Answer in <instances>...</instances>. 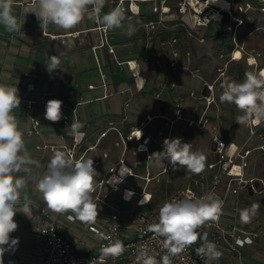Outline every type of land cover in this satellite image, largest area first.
<instances>
[{"label": "built area", "instance_id": "built-area-1", "mask_svg": "<svg viewBox=\"0 0 264 264\" xmlns=\"http://www.w3.org/2000/svg\"><path fill=\"white\" fill-rule=\"evenodd\" d=\"M124 0H120V4L116 7H120L122 11H126V7L122 4ZM156 0H134L132 3L137 4V11L133 9L132 3H130V10L132 18L134 15H143L140 2H151ZM159 3L152 7L151 16L145 21L146 26L157 29L159 25L162 27L158 30L161 33V44L166 48H173L178 42L179 37L177 32L167 31L169 28V19H175L176 27L178 29L182 28L187 35L195 36L200 42L206 40L205 35L212 23L219 25L224 31L230 34L235 46L238 47L237 42V32L239 28L246 23L247 15L250 12H261L264 13V0H224L227 1L226 7L208 3L209 0H157ZM114 7V8H116ZM219 14V15H217ZM170 15V16H169ZM101 31L99 40L92 44V49L95 51L100 47H107L112 55V59L118 64H126L129 67L133 81L136 87L140 90L145 84V80L140 87L138 84L137 74L132 68L131 62L135 59H127L124 62H120L115 53V48L113 44L109 42V37L107 35V30L102 26H98ZM57 36V35H56ZM72 37L74 35H71ZM70 36V37H71ZM78 34L75 35L77 37ZM54 36L52 37V39ZM82 47H85L86 43H81ZM89 44V43H88ZM65 42L62 44L55 45V49L59 52L65 50ZM237 49L231 52V59L234 58ZM241 56L245 57L249 62V58L252 55L246 56L244 50ZM241 57V58H242ZM256 60L257 57L253 56ZM137 62V61H136ZM179 52L173 49L171 52L170 66L172 69H176L180 64ZM99 63V59H98ZM139 72L142 74L140 65L138 64ZM258 65L255 63V66ZM188 68V66H186ZM102 69V68H101ZM261 68L260 70H262ZM259 70V71H260ZM222 72L220 75H223ZM143 75V74H142ZM102 83L105 87V94L102 97H108L113 94L107 88V83L105 80V74L101 72ZM144 77V76H143ZM204 84L208 85L209 94L203 95L201 92L197 94L195 91H191L188 97L199 98L203 103V108H201L200 116L198 118L191 116H184L183 111L179 112L173 122L177 120H184L189 126H198L201 128H206L210 132V152L212 154L211 160L207 162V173H200V177L192 176L188 184L183 187H178L176 191L168 195L167 199H184L188 196L199 197L208 192H214L220 200L223 201L222 214L219 219L215 222H210L205 226L197 229L201 234V237L206 234L208 241L215 242L218 250L222 252L220 258H233L234 255L239 254L240 247L254 244L257 240L264 238L263 229L258 226L249 224L237 223V219L232 222H226L223 217L228 214L233 217H240L244 210L239 207V193L242 191L249 192L251 195L256 193H264V180L258 177H246V169L249 164V157L255 148L264 150V135L259 132V129L264 125L261 122L259 125L247 123L249 127L248 141L254 136L258 135L262 139V143L256 147H250L247 142L243 145H239L234 141L225 140L222 138L218 132L217 125L213 123L208 115V110L211 105L216 102L215 98V86L216 82L205 81ZM173 86L175 83L172 84ZM33 85L30 84L29 89H32ZM90 88H94V84L89 85ZM53 99L50 95L44 97L40 100L41 103H47L48 100ZM35 100L28 101V107H30ZM78 104H82V101H78L75 106L70 108L69 112L62 114V122L64 124H71L73 119L79 121L78 115ZM179 105V104H178ZM180 106L179 111L184 110L185 106ZM197 113L196 111L192 113ZM153 117L149 116L147 120H152ZM198 119V120H197ZM40 121L33 118V127L28 132L32 133L37 131ZM143 128V127H142ZM134 133V131H133ZM133 133L128 137V140H138V146L136 147V152H146L147 153V163L142 175H138L135 168L127 164L124 155L120 158L117 166L110 167L108 169L109 176L107 178L100 179L95 184L96 198L101 202H107L105 199V194H102L101 188L107 186L110 192H118L121 190V199L127 202L135 201L138 206L146 207L152 204L154 200V193L150 190L151 184L155 180L160 182L159 175L168 173L173 166L169 161L165 160L163 166L159 172L155 175L150 169L151 160L148 157L151 155L149 151L150 137L145 135V131L140 138L136 139ZM82 139L77 141L75 139V145L73 148L68 150L69 156L71 158L77 157L78 154L81 155L80 159L84 157V153L81 151L78 153V148L81 145ZM123 142L126 144V139L123 137ZM144 143L146 149L138 151L140 145ZM192 143V142H189ZM38 149H54L55 146L47 144H38L36 146ZM194 150V144L192 143ZM126 150V146H125ZM124 150V152H125ZM163 151V146L159 149ZM105 157H108V153H104ZM100 160L94 162V166H99ZM126 164L128 169L125 174H120L115 183L111 181L112 177L116 173H120L121 167ZM132 177H139L143 180L142 186L139 190L133 187H122V183L129 180ZM256 182L263 184V189L261 191L257 190ZM130 191L131 196L128 198L126 192ZM252 192V193H251ZM144 196L148 198L147 203H141ZM112 204V203H110ZM162 205V204H161ZM160 205V206H161ZM160 206L150 212H135L125 211L117 207L116 205H111L112 211L108 219L96 220L94 224L88 225V232L92 234V237L96 241V248L94 250H81L77 248L74 240L69 238L62 231V222L59 217L50 210L46 204L39 207L37 212L32 214V219L34 220L35 229L33 231L31 239V251L30 254L34 258L33 264H89L93 258L99 256V250L102 245L109 243L104 236H109L113 240H121L125 245V252L115 258L109 257L106 264H135V257L137 250L141 246H147L151 254L156 257L157 260L164 254L165 250L162 249L161 241L162 238H156L154 234L149 231V227L152 223L158 220V213ZM230 213H229V212ZM233 213V214H232ZM68 215L65 218L69 222H74L76 219L69 220ZM202 241L198 240L195 244L186 248L184 251L176 254L172 257V264H206V258L197 253V248L201 246ZM211 264V262H210Z\"/></svg>", "mask_w": 264, "mask_h": 264}, {"label": "rangeland", "instance_id": "rangeland-1", "mask_svg": "<svg viewBox=\"0 0 264 264\" xmlns=\"http://www.w3.org/2000/svg\"><path fill=\"white\" fill-rule=\"evenodd\" d=\"M133 1L126 0L127 4H124L125 7L127 5L128 10L124 13V22L128 21V27L131 25L133 28L131 34L128 33V45L126 47L128 48L129 54H135V59H141L145 64L148 63L150 69L145 65L147 69L142 72L145 78V84L142 89L139 90L136 87L133 77V85H130L128 81V90L120 88V90H123L121 92L122 109L118 113L112 114L107 110L101 115H95L91 106L87 107L83 112L84 120L91 124H89L88 131L83 132L84 136L78 148V153L81 151L84 153V159H93V162L100 158V168H96L93 164V167L98 173L95 179L107 178L110 172L106 167L117 163L123 155L126 158L127 164L133 166L138 175L143 174L147 163V153L136 152V147L139 143L138 140H128V137L136 128L143 129L145 135L150 137L149 151L151 154L153 152H160L159 149L163 146V141L166 138H181L182 142H192L195 146L194 151L204 153L207 158L205 169L202 172L207 173V162L212 158V154L208 150L210 146L209 130L198 126H189L183 120L173 122L175 116L182 111L183 113H193L196 111L197 113L193 115L190 113V115L186 116H195L196 118L200 116L199 113L201 112V108H203L202 101L199 98L188 97V94L191 91H195L197 94L199 92L202 93L205 81L216 82V102L211 105L207 113L213 123L217 125L218 132L221 134L220 136L226 140L234 139L239 145H243L246 142L248 146L253 148L260 145L263 141L258 135L248 141V124L239 125L236 123V118L242 115V113L237 109L235 104L222 102L220 96L223 92L221 88L222 83L225 81L241 82L244 79L245 72L253 71L249 69L248 66L250 63L245 57L236 61L231 59V52L233 50L241 48L244 50L246 56L255 54L254 56L260 57L264 62V13L255 11L247 15L246 23L237 32L238 47L235 46L230 34L215 23H212L207 30L205 35L206 40L200 42L195 36L187 35L182 28L178 29L176 27L177 20L169 19L167 21L170 26L167 28V31L169 33L177 32L179 42L173 48H166L161 44V33L158 32L162 25H159L157 29L153 30V28L145 24L147 18L152 14V7L159 2L157 0L140 2L141 8L146 7V14L142 16L134 15L131 18L130 15L132 13L129 4ZM111 3L114 5V8L121 2L120 0H112ZM101 31L103 32V29ZM110 33L107 30L109 42H111L110 40L112 38ZM94 42L97 41L89 35L88 43L90 45H87V47L91 48L94 56L92 62L91 57L89 58L91 66L90 72L95 76L100 74V82L103 89L102 94L104 95L105 87L102 83L101 72L105 74L109 91V83L112 79L101 68L112 58H106V62L103 63L99 55L100 51L98 49L94 51L91 47ZM105 48L109 55H111L108 48ZM173 49H176L180 56V64L176 69H172L170 66L171 52ZM82 52L79 53L81 54ZM121 65L124 66V64ZM251 65L255 66V64ZM128 70L130 71L129 67ZM222 72L225 73L220 75ZM173 83H175L174 86L172 85ZM50 96L54 99V96ZM108 97L106 98L108 99ZM60 98L69 101V98H65L63 95ZM178 104L185 106V109L179 111L180 106ZM149 116L153 117V119L147 120ZM62 124L64 123L62 122ZM70 125L64 124L63 126L69 127ZM232 130L238 132L235 137L229 135ZM259 132H262L264 135V125L259 129ZM123 137L126 139V144L123 142ZM70 145L71 147L69 145H63L68 156V150L75 145L74 136H72ZM104 153H108V157H105ZM80 156L78 154L74 159H80ZM127 169V165H123L120 169V174H124ZM154 169L156 172L154 174L156 175L159 169L157 170L156 167ZM192 176L200 177L199 174H192L181 166L172 168L168 173L159 175L160 182L154 180L151 184L150 190L155 195V201L152 205L150 204L146 207L139 208L136 206L135 201H133L134 204L131 202L130 205L133 204L134 207L136 206L134 209L135 212L153 211L165 202L167 196L176 191L177 187H183L188 184ZM246 177H258L264 180V150L257 148L253 150L249 157ZM123 183L122 186L128 185L130 187L131 185L139 190L143 180L139 177H132L127 183ZM108 190L107 186L101 188L102 194L106 196L105 199L113 198L108 193L110 192ZM243 193H245L246 199L251 200L250 203L252 206H258L253 214L257 218L254 220V226H260L264 231V205L262 204L264 193H256L254 195L245 191ZM261 239L264 241V238ZM228 262L229 264H239L233 258H229Z\"/></svg>", "mask_w": 264, "mask_h": 264}, {"label": "clouds", "instance_id": "clouds-1", "mask_svg": "<svg viewBox=\"0 0 264 264\" xmlns=\"http://www.w3.org/2000/svg\"><path fill=\"white\" fill-rule=\"evenodd\" d=\"M105 0H32L26 9L34 13L40 21L41 28L49 24L58 29L69 31L76 28L85 18L99 24L106 30L121 28L125 20L124 12L116 7L101 15ZM13 0H0V24L7 31H20L23 23L18 22L13 14ZM131 25L127 32L131 34ZM255 64V60H250ZM60 61L53 55L46 66L51 72L59 68ZM220 100L235 104L242 115L236 123L259 125L264 122V70L248 71L241 82L225 81ZM21 99L16 86L0 82V264H4L5 252L14 250L19 244L18 238L11 233L18 229L14 220L17 213L30 217L31 201L25 194L27 179L16 175L28 165L39 167V162L31 158L25 144L14 110L19 107ZM62 101L50 99L46 103L45 119L58 122L62 118ZM80 105L78 104L77 108ZM70 135L79 141L84 133L80 131L83 124L75 121L69 126ZM140 137L142 135L141 131ZM139 137V138H140ZM148 159L160 165L167 160L176 168L181 166L192 174H200L206 165V156L194 151L192 143L182 142L181 138H166L163 151L153 152ZM93 159H73L63 151H56L49 160L42 177L36 182L47 207L57 214H69L68 219H76L86 225L96 222L98 206L94 202L95 177L98 175L93 167ZM144 196L141 203H147ZM223 201L214 192L199 197L188 196L184 199H172L162 203L158 220L149 227L156 238H162L161 246L165 250L159 260L151 254L147 246H141L136 253L135 264H172V257L201 240L197 253L206 258V264L219 260L222 252L215 242L208 241L206 234L201 237L197 229L210 222H215L222 214ZM258 206L241 214L243 222H248ZM109 241L102 245L99 256L89 264H106L109 257L122 255L126 248L121 240Z\"/></svg>", "mask_w": 264, "mask_h": 264}, {"label": "crops", "instance_id": "crops-1", "mask_svg": "<svg viewBox=\"0 0 264 264\" xmlns=\"http://www.w3.org/2000/svg\"><path fill=\"white\" fill-rule=\"evenodd\" d=\"M111 1L112 0H105L101 15L113 9L114 5ZM31 2L32 0H13V14L17 17L18 22L23 23L20 31L9 32L0 24V82L18 88V95L21 99V103L19 107L14 110V113L24 133L28 152L31 154V158L38 161L40 165L39 167L28 165L16 173V175L24 177L28 181L22 196L26 194L31 201V213L30 217L23 213H17L15 215L14 220L18 224V229L10 235L12 238H18L19 244L14 250L5 252L3 257L4 264L34 263V258L30 254L32 248L31 239L35 229L32 214L37 212L41 205L46 204L36 187V182L42 177L53 154L56 151H63L66 153L63 145H69L71 147L70 143L73 136L69 134L71 129L63 126L64 124H62L61 120L58 122H51L45 119L46 103H41L40 100L48 95L54 96V99L61 100L63 102L61 109L62 114L69 112L70 108L75 106L76 102L82 101V104L78 107V122L83 124V128H81L80 131L87 132L90 126L89 124L91 123L86 122L83 118L85 109L91 106L95 115H101L107 110L112 114H116L122 109L121 92L123 90H120V88L128 90V81L130 85H133L132 75L127 65L124 64V66H122L113 59H110L105 63L106 65L103 66L102 70H105L113 81L109 83V89L113 94H111L108 99L102 97L103 89L101 87L100 74L95 76L90 72L91 66L89 58L91 57L92 62L94 58L93 52L91 48L87 46L82 47V44L79 43L80 41L77 42V39L80 37H85L88 43L89 35L98 41L101 32L98 28L100 25L85 18L76 28L69 31L58 29L52 24H49L46 28H41L40 21L34 13L26 14V9ZM125 3L127 4L126 0H124L122 4L124 5ZM145 8L146 7L141 8L143 15L146 14ZM127 11L128 10L124 11V13ZM127 22L128 21H125L121 28L109 30V32H111L110 36H112L110 43L113 44L115 53L120 62H124L127 59H135V54H129L128 48L126 47L128 45ZM76 34H78L77 37H75ZM71 35L74 36L72 37ZM53 36H56V38L52 39ZM63 41L66 45L65 50L59 52L54 46L62 44ZM71 41H75V48H70ZM98 51H100L99 55L103 63L106 62V58H112L105 47L98 48ZM79 52L82 53L80 54ZM53 55L58 57L60 64L59 68L49 72L46 66ZM254 55L255 54H252V56ZM135 60L140 65L142 72L147 69L146 67L150 69L148 63L145 64L141 59ZM257 61L260 64L257 67L248 64L249 69L258 72L261 68H264V62L260 57H257ZM30 84L33 85L31 87L32 89H29ZM90 84H94L95 87L90 88ZM62 95L65 98H69V101L65 99L62 100L63 98H60ZM29 100H35L36 102L28 107ZM190 113L192 112H184L183 115H190ZM33 118L38 119L40 125L37 131L29 133L28 131L33 127ZM236 130H232L229 135L235 137L238 134ZM228 140L237 142L234 139ZM38 144L53 145L55 148L38 149L36 147ZM208 148L210 151V146ZM97 160H100V158L96 159V161ZM118 163L119 161L110 166L108 165L106 169L108 170L110 167L117 166ZM162 166L163 162L160 165H157L154 161L150 163V169L153 173H156L154 167L160 170ZM95 167L100 168L101 166ZM100 179L96 178L95 184ZM127 182L128 180L124 183ZM123 186L128 187V185ZM130 187L133 186L130 185ZM108 193H110L113 198H107V202L99 201L96 198V193H93L94 202H96L98 206V217L96 220L101 221L108 219L112 211L110 207L112 204L122 208L125 213L128 211H135L134 209L138 206L136 205L134 207L133 202V204L130 205L131 202L123 201L121 199V190ZM244 194L243 191L239 193V207L244 211L251 210V200L248 198L246 199ZM154 201L155 195L152 204ZM138 207L142 208V206ZM54 214H56L63 223L62 231L75 241L77 248L85 251L94 250L96 248V241L92 237V234L88 232V225L81 223L79 220L69 222L65 218L66 214ZM230 215L231 214H228L226 217H223V220L232 222L237 219L236 221L239 224L246 223L242 221L241 216L235 218ZM256 219L255 215L252 214L248 221L250 222L249 224L254 225V220ZM233 259L237 260L239 264H264L263 239H259L254 244L240 247L239 254L234 255ZM228 260V258L223 257L219 258V260L211 261V264H229Z\"/></svg>", "mask_w": 264, "mask_h": 264}, {"label": "bare ground", "instance_id": "bare-ground-1", "mask_svg": "<svg viewBox=\"0 0 264 264\" xmlns=\"http://www.w3.org/2000/svg\"><path fill=\"white\" fill-rule=\"evenodd\" d=\"M208 3L215 4V5H219V6H222V7H226L227 1H224V0H209ZM132 7H133V9H135V10L137 11L138 7H137V4H136V3H132ZM217 15H219V14H217ZM54 38H56V36H54ZM241 54H242V51H241L240 49H237L236 52H235V56H234L233 60H239V59H242L243 57L241 56ZM241 57H242V58H241ZM250 60H255V62L257 63V60H256L253 56H250L249 61H250ZM131 64H132V68H133L134 72L138 75V76H137V78H138V84H139V86L141 87V86H142V83H143L144 80H145V78H144L143 75L139 72L137 62L133 60V61L131 62ZM262 70H264V69H262ZM139 130L141 131L142 134H143V132H144L143 129L136 128L135 131H134V133H133V135H134V137H135L136 139H138V138L140 137V132H139ZM144 149H146V146H145L144 143H142V144L140 145V148L138 149V151H142V150H144ZM124 165H125V164H124ZM124 174H125V173H124ZM124 174H123V175H124ZM119 175H120V173H116V174L112 177L111 181H112L113 183H115L116 180L118 179V176H119ZM126 196L129 198V197L131 196V192H130V191H127V192H126Z\"/></svg>", "mask_w": 264, "mask_h": 264}, {"label": "water", "instance_id": "water-1", "mask_svg": "<svg viewBox=\"0 0 264 264\" xmlns=\"http://www.w3.org/2000/svg\"><path fill=\"white\" fill-rule=\"evenodd\" d=\"M80 41L81 43H86V39L85 37H80L79 39H77V42ZM90 45V43L85 44V46ZM70 48H75V41H71L70 42ZM202 94L206 95L209 94V89H208V85L204 84L203 88H202ZM256 187L258 191H261L263 189V184L260 182H256ZM252 193V192H251ZM262 204L264 205V199L262 200Z\"/></svg>", "mask_w": 264, "mask_h": 264}]
</instances>
